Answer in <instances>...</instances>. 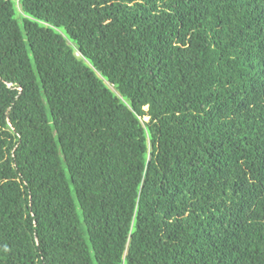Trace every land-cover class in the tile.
<instances>
[{
  "label": "trees",
  "instance_id": "trees-1",
  "mask_svg": "<svg viewBox=\"0 0 264 264\" xmlns=\"http://www.w3.org/2000/svg\"><path fill=\"white\" fill-rule=\"evenodd\" d=\"M0 264H264V0H0Z\"/></svg>",
  "mask_w": 264,
  "mask_h": 264
},
{
  "label": "rangeland",
  "instance_id": "rangeland-1",
  "mask_svg": "<svg viewBox=\"0 0 264 264\" xmlns=\"http://www.w3.org/2000/svg\"><path fill=\"white\" fill-rule=\"evenodd\" d=\"M19 9H20V5H18ZM146 121H148V119H146Z\"/></svg>",
  "mask_w": 264,
  "mask_h": 264
}]
</instances>
